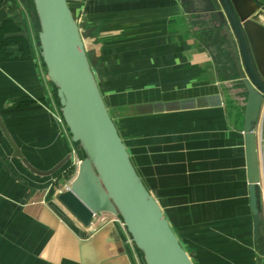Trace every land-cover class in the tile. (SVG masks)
Here are the masks:
<instances>
[{
	"label": "crops",
	"instance_id": "obj_1",
	"mask_svg": "<svg viewBox=\"0 0 264 264\" xmlns=\"http://www.w3.org/2000/svg\"><path fill=\"white\" fill-rule=\"evenodd\" d=\"M264 2V0H260ZM143 184L194 264H264L243 101L227 56L185 0H67ZM33 0H0V264H143L127 229L90 233L55 200L85 155L47 76ZM264 229V106L256 127Z\"/></svg>",
	"mask_w": 264,
	"mask_h": 264
},
{
	"label": "water",
	"instance_id": "obj_2",
	"mask_svg": "<svg viewBox=\"0 0 264 264\" xmlns=\"http://www.w3.org/2000/svg\"><path fill=\"white\" fill-rule=\"evenodd\" d=\"M214 32L227 56L232 88L243 101L250 208L255 241L264 236L256 127L264 104V2L260 0H185ZM40 31L41 57L57 90L60 112L72 141L85 158L67 190L55 200L85 230L94 215L121 217L143 264H194L161 207L149 193L108 112L95 75L97 45L67 0H33Z\"/></svg>",
	"mask_w": 264,
	"mask_h": 264
},
{
	"label": "built area",
	"instance_id": "obj_3",
	"mask_svg": "<svg viewBox=\"0 0 264 264\" xmlns=\"http://www.w3.org/2000/svg\"><path fill=\"white\" fill-rule=\"evenodd\" d=\"M263 106H264V104H263ZM57 121L61 124L64 123L62 115L57 117ZM68 187H69V185H66V187L64 188V191L67 190ZM117 224L126 229L125 224L123 223V220L121 219V217L110 214V213H99V214H96L93 216L92 221H91V225L87 231L90 233H95L99 229H101L105 226L117 225ZM130 240H131V242H133L131 237H130Z\"/></svg>",
	"mask_w": 264,
	"mask_h": 264
},
{
	"label": "rangeland",
	"instance_id": "obj_4",
	"mask_svg": "<svg viewBox=\"0 0 264 264\" xmlns=\"http://www.w3.org/2000/svg\"><path fill=\"white\" fill-rule=\"evenodd\" d=\"M87 47H89V45L87 44ZM240 96V95H239ZM130 242H131V240H130Z\"/></svg>",
	"mask_w": 264,
	"mask_h": 264
}]
</instances>
